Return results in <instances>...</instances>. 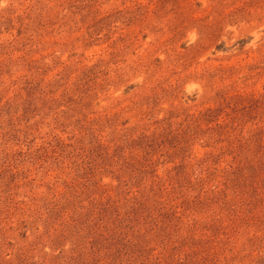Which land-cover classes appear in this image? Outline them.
<instances>
[{"label": "rangeland", "instance_id": "374dc122", "mask_svg": "<svg viewBox=\"0 0 264 264\" xmlns=\"http://www.w3.org/2000/svg\"><path fill=\"white\" fill-rule=\"evenodd\" d=\"M0 264H264V0H0Z\"/></svg>", "mask_w": 264, "mask_h": 264}]
</instances>
